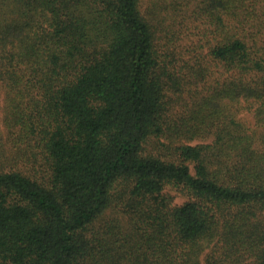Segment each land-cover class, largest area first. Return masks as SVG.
Here are the masks:
<instances>
[{
    "label": "trees",
    "instance_id": "trees-1",
    "mask_svg": "<svg viewBox=\"0 0 264 264\" xmlns=\"http://www.w3.org/2000/svg\"><path fill=\"white\" fill-rule=\"evenodd\" d=\"M0 88V264H264V0H0Z\"/></svg>",
    "mask_w": 264,
    "mask_h": 264
},
{
    "label": "rangeland",
    "instance_id": "rangeland-1",
    "mask_svg": "<svg viewBox=\"0 0 264 264\" xmlns=\"http://www.w3.org/2000/svg\"><path fill=\"white\" fill-rule=\"evenodd\" d=\"M3 107H4V93L2 89L0 88V123L2 124V119H3ZM242 118L245 119L247 122L252 121V116L249 113H244L242 114ZM204 142V140H198L192 145H195L197 143ZM206 142V141H205ZM128 186L130 187L129 184L126 183H120L116 186L115 190L113 191V202L111 203V207L109 209V212L106 214L107 221L112 220L113 218L119 217V218H125L124 215L121 214L120 208L118 205L120 203L117 202L118 198L123 197L125 195V191L128 190ZM166 194L169 195L170 197L173 198L174 205H183L189 201H192V197L185 192L182 188L169 185L166 188ZM126 219H124L125 221Z\"/></svg>",
    "mask_w": 264,
    "mask_h": 264
}]
</instances>
